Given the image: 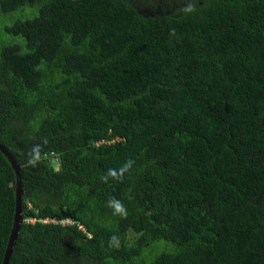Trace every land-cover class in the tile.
Instances as JSON below:
<instances>
[{"label": "trees", "instance_id": "1", "mask_svg": "<svg viewBox=\"0 0 264 264\" xmlns=\"http://www.w3.org/2000/svg\"><path fill=\"white\" fill-rule=\"evenodd\" d=\"M137 2L0 0L8 264H264V0Z\"/></svg>", "mask_w": 264, "mask_h": 264}, {"label": "water", "instance_id": "2", "mask_svg": "<svg viewBox=\"0 0 264 264\" xmlns=\"http://www.w3.org/2000/svg\"><path fill=\"white\" fill-rule=\"evenodd\" d=\"M0 152L6 158L7 162L10 164V166L14 172V175H15V193H14L15 207H14L13 223H12V227H11L10 234L8 237L6 249H5V252H4V255L2 258V263H1V264H8L10 255L12 253V248H13L14 242L16 240L17 233L19 231V226L22 222V217H21L22 188H21V175L19 172L18 165L16 164V162L14 161V159L12 158V156L10 155L8 150L2 145H0Z\"/></svg>", "mask_w": 264, "mask_h": 264}, {"label": "rangeland", "instance_id": "3", "mask_svg": "<svg viewBox=\"0 0 264 264\" xmlns=\"http://www.w3.org/2000/svg\"><path fill=\"white\" fill-rule=\"evenodd\" d=\"M175 1L176 0H138L136 7L148 8V7H150V5H154V6L161 8L165 4V6L167 8L171 9V4L174 3ZM36 12L37 11L35 8H31V9L23 8V9H19L18 11H15V12L7 15V16L0 17V38L6 39L8 41L18 40L17 37L5 36L3 33L4 27L11 25L16 20H21V21L27 20V19L35 16ZM51 165H53L54 167L57 166L55 161H52ZM43 222H46V221L43 220Z\"/></svg>", "mask_w": 264, "mask_h": 264}, {"label": "clouds", "instance_id": "4", "mask_svg": "<svg viewBox=\"0 0 264 264\" xmlns=\"http://www.w3.org/2000/svg\"><path fill=\"white\" fill-rule=\"evenodd\" d=\"M184 12L190 13L193 11V5L188 4L184 9ZM39 146H34L29 155L32 157V159L29 160V163H35L36 160L39 158V151H38ZM132 166V161L129 160L125 165H123L118 171L114 169H110L108 172V176L115 178V179H121L126 171H128ZM109 206L114 209L115 214H119L122 216H126L127 212L124 206L120 201H117L115 199H112L109 201ZM34 223V222H33ZM83 231V229H81ZM85 233V231H83ZM88 236V235H87ZM116 237H112V241H116Z\"/></svg>", "mask_w": 264, "mask_h": 264}, {"label": "built area", "instance_id": "5", "mask_svg": "<svg viewBox=\"0 0 264 264\" xmlns=\"http://www.w3.org/2000/svg\"><path fill=\"white\" fill-rule=\"evenodd\" d=\"M45 221L46 222H43V220L41 221L42 223H53V224H56L57 222L55 221V220H47V219H45ZM61 225H63V224H71V221L69 220V219H67V220H64V221H60L59 222ZM81 229V228H80Z\"/></svg>", "mask_w": 264, "mask_h": 264}]
</instances>
